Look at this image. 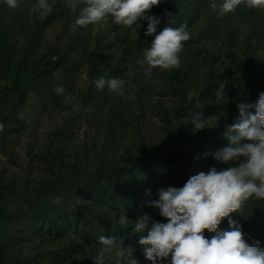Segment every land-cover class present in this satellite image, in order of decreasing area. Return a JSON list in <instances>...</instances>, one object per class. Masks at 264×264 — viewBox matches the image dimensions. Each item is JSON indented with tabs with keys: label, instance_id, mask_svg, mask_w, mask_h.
I'll return each instance as SVG.
<instances>
[{
	"label": "rangeland",
	"instance_id": "obj_1",
	"mask_svg": "<svg viewBox=\"0 0 264 264\" xmlns=\"http://www.w3.org/2000/svg\"><path fill=\"white\" fill-rule=\"evenodd\" d=\"M49 3L51 13L59 12L64 0ZM85 6V0H76L70 13L42 28L40 21L51 13L32 14L15 23L6 0H0V37L5 49L0 61V124L4 126L0 131V213L7 215L0 217L5 233L0 237V264H94L103 247L100 236L123 240L125 246L133 247L139 264H152L138 244L140 234L133 231L137 214L149 181L161 172L169 175L162 188L173 187L178 164L166 155L146 169L137 161L148 160L162 148L184 154L191 170L183 185L212 167L221 171L238 166V161L220 163L212 153L228 146L226 131L239 120L237 105L255 104L263 93L258 90L264 81V31L235 23L223 34L211 6L199 12L183 0L174 4L161 0L148 15L160 17L157 32L186 23L190 39L185 42H197L204 51L198 80L180 81L176 68H154L147 76L144 50L132 46L128 102L124 106L118 101L90 103L93 79L120 68L122 58L108 68L103 63L94 67L86 58L69 79L66 59L74 54L67 47L76 36L91 34L94 46L101 47L114 38L113 23L106 18L73 27ZM168 19L175 23L168 25ZM139 23L138 29L133 25L137 38L145 34L148 22ZM221 83L226 85V97L218 105L215 92ZM60 86L66 90L63 94L55 91ZM250 111L255 114V108ZM200 112L206 128L194 133L191 120ZM117 168L121 171L116 182L103 191H62L84 183L101 185ZM57 198L60 202L54 203ZM81 198L90 202L78 204ZM245 209L252 219L243 231L245 241H264L262 204L242 205L239 212L222 219L218 231L230 230L229 218L236 221ZM214 235L204 230L207 239ZM170 261L171 255L158 264ZM105 264H127V257L106 254Z\"/></svg>",
	"mask_w": 264,
	"mask_h": 264
},
{
	"label": "clouds",
	"instance_id": "obj_2",
	"mask_svg": "<svg viewBox=\"0 0 264 264\" xmlns=\"http://www.w3.org/2000/svg\"><path fill=\"white\" fill-rule=\"evenodd\" d=\"M69 8L76 7V0H64ZM161 0H85L86 6L75 19L73 27H86L95 24L108 16L117 25L141 27V20H147L146 36H153L150 47L144 50L148 67L146 75H152V69L178 68V53L183 42L190 39L187 25L179 28L165 26L157 34L160 17L148 15ZM10 8H18V0H6ZM249 9H264V0H222L219 7H211L218 16L234 13L239 6ZM53 5L49 0H36L32 11L41 15L51 13ZM172 13H167L171 17ZM175 21L168 19L167 24ZM97 90L105 87L110 92L127 99L125 81L119 77L95 81ZM226 85L221 83L215 92L216 104L223 105L226 97ZM58 94L66 90L60 86L55 89ZM75 106V110L79 109ZM239 120L226 131L228 146L212 153L220 163L238 161V166L218 171L212 167L207 173L201 171L192 176L181 188L171 187L158 190L159 199L150 201V205L160 209V214L167 218V223L151 221L147 214L138 218L134 232L139 233L138 244L142 246L144 256L152 264H158L171 255L170 264H264V250L259 241L248 244L244 239L242 226L238 221L229 218L230 230L218 231L223 218L239 212L243 203L252 197L264 200V93H260L255 104L239 103ZM255 108V114L250 109ZM203 113L193 115L191 124L195 133L204 126ZM0 124V131H3ZM248 141V142H243ZM205 155H208L205 153ZM150 194V190H146ZM57 198L54 203H59ZM90 202L80 199L77 203ZM214 232L210 240L204 236V230ZM147 232V235H143ZM102 248L94 258V264H105L106 254L117 258L127 257V264H139L133 256V247L125 246L123 240L116 237L100 236Z\"/></svg>",
	"mask_w": 264,
	"mask_h": 264
},
{
	"label": "trees",
	"instance_id": "obj_3",
	"mask_svg": "<svg viewBox=\"0 0 264 264\" xmlns=\"http://www.w3.org/2000/svg\"><path fill=\"white\" fill-rule=\"evenodd\" d=\"M177 0H168L169 4H174ZM186 4L192 6L195 10L199 12H206L210 10L211 2L215 1L218 5L222 3V0H183ZM19 7L11 8L10 17L16 23L20 19L28 20L32 14H38L35 11H32L33 5H35L36 0H18ZM72 11V8H69L65 5L62 6V9L59 12H53L47 15L44 19L40 21V26L48 27L58 21L63 14H68ZM113 23L112 34L114 38L108 43L106 47L94 46L93 36L91 34H86L83 36H76L73 42L68 45V50L74 54V57L66 59V71L69 76V79H72L76 73L80 70L83 60L89 58L90 64L94 67L101 66L102 63L105 68L112 66L119 57L121 56V67H116L111 69L109 72H106L101 77L105 79H110L112 77H119L125 81V91L127 93V99L117 95L116 93L110 92L107 87L103 91L97 90L95 86V81L100 78H94L93 92L90 94V103L96 101L98 105H107L114 104L116 101L121 103L123 106L128 102V88H127V75L131 74L134 70V53L132 51V46H136L139 49H147L150 47L153 36H146L145 34L137 38V32L134 27H126L122 25H117L113 22L111 16L106 17ZM216 26L220 32L223 34L228 32V28L237 23L244 24L245 27L253 31H264V9H249L245 6H239L234 13L226 14L223 17L215 14ZM123 33V34H122ZM158 34V32H157ZM135 37V38H134ZM134 38V39H132ZM2 37H0V61H3L5 57V49L2 42ZM181 53V55H179ZM178 53L180 59V65L176 68V75L180 81L186 83H192L194 79L198 80L200 70L203 69V56L204 51L201 48H198L197 42H183V48L181 52ZM264 93V81L261 83L258 92ZM212 94V91H211ZM119 97V99H118ZM205 103L208 104V99H205ZM88 107V105L86 106ZM1 108V107H0ZM1 110V109H0ZM1 114V111H0ZM166 155L177 162L178 170L175 171L173 177V187L181 188L183 187V182L191 170V165L189 163L188 157L184 154L169 151L166 148H162L155 155L151 156L146 161L138 160L137 163L143 169H146L151 163H158L161 159V156ZM121 168H117L109 173V176L106 178L103 184L95 185L90 183H84L78 185L74 188H62L63 192L66 193H77L82 190H93V191H103L109 188L113 183L116 182L117 176L120 174ZM169 175L161 173L155 175L147 184L143 201L142 208L140 209L137 217L140 218L145 214L151 217V221L164 223L165 217L160 214V209L150 205V201L158 200V190L163 187ZM146 190H150V194H146ZM262 204L264 206V200L257 199L255 197L250 198L245 201L243 205L247 204ZM249 210H244L243 214L236 219L239 224L242 226V231L248 229L251 224V218L249 215H245ZM6 214L0 213V217H5ZM5 233L0 229V237H4ZM254 241H259V247L261 250H264V241L263 240H253L248 242V244H254Z\"/></svg>",
	"mask_w": 264,
	"mask_h": 264
}]
</instances>
